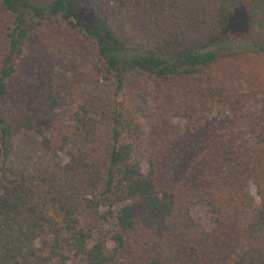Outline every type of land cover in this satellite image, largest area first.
Wrapping results in <instances>:
<instances>
[{"label":"trees","instance_id":"obj_1","mask_svg":"<svg viewBox=\"0 0 264 264\" xmlns=\"http://www.w3.org/2000/svg\"><path fill=\"white\" fill-rule=\"evenodd\" d=\"M105 6L0 0V264H264V119L246 117L249 87L229 65L264 56V0H217L204 41L181 31L152 46L116 33ZM77 59L114 91L64 121L54 70ZM131 75L146 92L155 81L147 147L116 99ZM26 131L51 155L20 167ZM100 224L110 234L95 237Z\"/></svg>","mask_w":264,"mask_h":264},{"label":"rangeland","instance_id":"obj_2","mask_svg":"<svg viewBox=\"0 0 264 264\" xmlns=\"http://www.w3.org/2000/svg\"><path fill=\"white\" fill-rule=\"evenodd\" d=\"M105 10L109 20L107 24L120 35H127L129 42H139L152 46L163 35L184 31L195 43L202 42L212 33L214 8L217 0H105ZM0 11V16H2ZM182 35L181 33H179ZM250 56V55H249ZM239 65H231L233 79L240 78L241 86L249 87L247 94L248 119H264V56H244ZM227 65V62L221 64ZM54 83L58 94L56 111L64 121L77 105L93 94L106 96L114 91L110 81H105L86 60L70 61L54 70ZM243 75V76H242ZM240 76V77H239ZM155 81L148 80L149 91H144L139 83L127 78L125 90L116 96L125 100L139 118L143 128L142 147L149 145L152 122L156 116L154 101L151 96ZM227 107L219 104V115L226 113ZM207 130L212 127L207 125ZM213 132V131H212ZM62 154V153H61ZM40 144V138L30 132H20L14 138L11 154L12 162L20 167L36 164L41 157L50 156ZM249 192L256 196L255 186L250 184ZM194 219L202 225H211L209 212L204 204L194 205L191 209ZM111 224H100L94 229L95 237L101 233L110 234Z\"/></svg>","mask_w":264,"mask_h":264}]
</instances>
